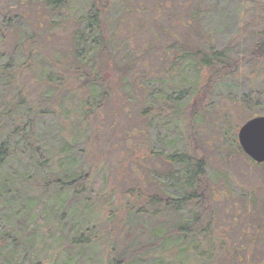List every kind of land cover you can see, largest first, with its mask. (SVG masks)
<instances>
[{
    "label": "rangeland",
    "instance_id": "obj_1",
    "mask_svg": "<svg viewBox=\"0 0 264 264\" xmlns=\"http://www.w3.org/2000/svg\"><path fill=\"white\" fill-rule=\"evenodd\" d=\"M6 1L0 0V9ZM85 1L72 0L70 15H78ZM111 1L114 11L106 28L115 49L113 61L102 68V72L110 73V79L101 89L93 87L97 92L106 91L105 100L96 104L88 100L86 119L80 106L84 91L81 81L75 80L68 94H59L58 104L52 105L63 113L54 118L61 137L69 142L72 129L81 135L75 146L82 151L76 156L78 167L82 162L93 165L88 186L91 198L84 209L78 207V212L97 215L93 220L100 223L98 238L108 246L119 240V250L124 248L134 241V235L121 233L120 220L127 208L136 210L144 203L128 189L137 188L144 196L147 193L162 199L177 196L170 188L172 181L166 178L168 167L154 153H191L193 136L205 158L212 219L193 225L194 233L181 237L171 232L176 220L169 210L150 219L144 215L129 217L135 240H160L157 255L140 257L137 264H264V207L260 204L264 164L249 162L237 151L240 126L252 116L264 117V59L247 57L264 31V0H201L202 15H188L194 8L183 5L184 0ZM222 8L228 15H218ZM207 42L216 50L228 49V64L234 68L212 79L214 86L207 93L204 110L189 121V107L211 72L203 70L197 76L189 69L172 79L171 74H165L170 63L165 49L174 43L194 47ZM65 49H61L64 55ZM139 76L145 77L140 85L135 82ZM186 86L190 93L180 95ZM241 102L248 111L237 109ZM144 109L148 112L141 117ZM48 122L52 123L48 118L42 121ZM171 169L177 172L176 167ZM252 197L256 204L248 205ZM182 209L181 217L192 221L193 216ZM165 233L172 234L164 238ZM97 257L98 253L89 254L90 260L84 264H96ZM75 263L79 264L77 260Z\"/></svg>",
    "mask_w": 264,
    "mask_h": 264
},
{
    "label": "trees",
    "instance_id": "obj_2",
    "mask_svg": "<svg viewBox=\"0 0 264 264\" xmlns=\"http://www.w3.org/2000/svg\"><path fill=\"white\" fill-rule=\"evenodd\" d=\"M71 1L7 0L0 9V264H77L75 260L84 264L88 255L95 253L99 254L96 264H137L140 257L157 255L160 240H135L129 217L144 215L150 219L169 210L176 220L171 232L188 237L194 233L193 225L210 221L213 216V200L205 181V158L192 133L191 153H154L168 167L166 178L172 181L170 188L177 196L162 199L153 194L144 196L137 188L128 189L130 195L144 203L136 210L127 208L120 220L124 230L121 233L134 235V241L127 246H120L119 250V240L109 242L108 246L98 238L96 229L100 223L93 220L97 215L78 212V207L84 209L91 198L88 186L93 165L82 162L78 167L76 156L82 151L75 146L81 135L72 129L69 142L61 137L54 118L63 113L52 105L58 104L59 94H68L69 85L75 80L81 81L84 91L80 106L86 119L90 111L88 100L95 104L105 100L106 91L97 92L93 87L101 89L110 79V73L102 72V68L113 61L115 44L109 38L106 22L109 24L114 3L86 0L78 15H70ZM199 1L184 0L183 5L194 8L188 15H202ZM218 15H228L227 9H219ZM62 48H67L66 55ZM165 50L170 56L165 74H171L172 79L189 69L197 76L203 70L211 72L189 107L188 119L193 121L204 110L207 93L214 86L212 79L234 68L228 64V49L216 50L207 42L194 47L174 43ZM247 57L254 61L264 59V31ZM137 80L140 85L145 77L139 76ZM189 93L190 87L186 86L179 94ZM237 109L245 110L244 103ZM253 109L251 106L249 110ZM147 112L148 109L142 110L140 116ZM44 118L53 124H43ZM237 151L243 154L238 143ZM247 203L254 205L256 199L249 198ZM260 204L264 207V194ZM182 207L193 216L192 221L181 217Z\"/></svg>",
    "mask_w": 264,
    "mask_h": 264
},
{
    "label": "water",
    "instance_id": "obj_3",
    "mask_svg": "<svg viewBox=\"0 0 264 264\" xmlns=\"http://www.w3.org/2000/svg\"><path fill=\"white\" fill-rule=\"evenodd\" d=\"M237 143L252 163L264 164V117H255L242 124L237 130Z\"/></svg>",
    "mask_w": 264,
    "mask_h": 264
}]
</instances>
